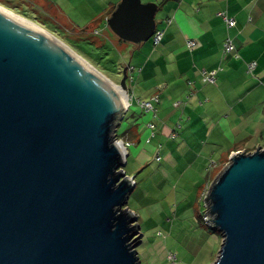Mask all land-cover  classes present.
I'll use <instances>...</instances> for the list:
<instances>
[{
	"label": "water",
	"instance_id": "1",
	"mask_svg": "<svg viewBox=\"0 0 264 264\" xmlns=\"http://www.w3.org/2000/svg\"><path fill=\"white\" fill-rule=\"evenodd\" d=\"M157 7L120 0L106 23L138 44ZM44 31L0 8V264H142L140 224L124 206L135 179L116 137L127 104ZM128 67L111 81L127 102ZM205 201L222 237L210 264H264V146L231 153Z\"/></svg>",
	"mask_w": 264,
	"mask_h": 264
},
{
	"label": "crops",
	"instance_id": "2",
	"mask_svg": "<svg viewBox=\"0 0 264 264\" xmlns=\"http://www.w3.org/2000/svg\"><path fill=\"white\" fill-rule=\"evenodd\" d=\"M119 1L8 0V5L1 1L0 5L28 19L21 10L25 6L31 15L40 14L62 27L91 33L109 28L106 19ZM142 1L157 3L156 29L162 36L157 44L151 38L138 44L121 42L127 54L123 65L129 64V101L119 134L128 142V155L134 153V168L129 173L135 179L131 194L148 205L171 173L186 176L195 182V188L196 176L203 168L205 171L211 164L212 170L235 151L264 146V0ZM219 12L233 17L234 24L228 26ZM227 38L234 44L233 51H224ZM189 39L196 41L192 48L187 45ZM251 61L255 66L249 72L247 63ZM211 70H216L215 80H203L204 72ZM154 94L160 101L150 113L142 109L138 99L147 100ZM144 115H148L145 121ZM153 160L164 177L157 182L145 180L148 186H144L146 182L139 184V172L149 169ZM129 207L136 212L141 228L144 213ZM195 219L193 222L207 229L209 238L219 245L220 232L203 226L199 212ZM141 241L143 244V236ZM157 242L163 245L164 253L157 252ZM157 242L143 248L146 254L140 258L150 264L168 259L164 242Z\"/></svg>",
	"mask_w": 264,
	"mask_h": 264
},
{
	"label": "rangeland",
	"instance_id": "3",
	"mask_svg": "<svg viewBox=\"0 0 264 264\" xmlns=\"http://www.w3.org/2000/svg\"><path fill=\"white\" fill-rule=\"evenodd\" d=\"M0 1L3 2L4 0ZM3 3L8 5V0H5ZM0 6L16 13L10 8L3 5ZM21 10L26 11L27 18L31 22L48 32L52 37L61 42V44L74 51L75 54L103 74L106 79L117 84L119 83L122 76L121 67L127 55L123 44H131L130 42L119 40V37L110 28L91 33H88V31L72 30L68 27H62L59 22H56L50 17L40 14L31 15L25 6H22ZM146 118H148V115H144V121ZM119 130H123V126L121 128L119 125L117 126L116 137L125 142L127 150L128 142L124 140L125 138L120 137ZM133 162L134 153L131 152L127 156L124 165L126 174H129L134 168ZM227 162L228 159L217 163L212 170H209L211 164L205 171L203 168L201 173L196 176L195 188L193 187L195 182H191V179V181H188L186 176L180 178L177 177V173H171L170 176L165 177L163 188L159 187L154 191L156 194L153 195V201L151 199L148 200L151 204L147 205V202L139 199L141 197L134 195L135 193L131 194L124 206L129 207L132 205L137 211L140 209L146 218L141 222L142 225L139 228V231L143 233L140 235V239L143 236V244L140 241L137 246L139 256L146 254L142 250L143 248H147L152 243L162 240L165 248L169 251L166 253L168 259H164L163 261L158 260L157 264H173L172 261H175L174 264H210L215 260L221 242L218 245L213 239L209 238L208 230L200 227L195 222V217L196 213L199 212V218L203 226L211 227L204 216L206 209L204 207L206 202L205 197L211 181ZM157 167L158 163L153 160L149 169L147 167L142 172H139L137 182L140 184L146 182L145 180L147 179L153 182L161 180L164 176L158 171ZM141 178L145 179L139 182ZM183 184H186V188ZM199 185L201 186L197 192V186ZM144 186H148L147 182ZM150 187L146 188L150 189ZM183 206L187 207L183 208ZM134 213L136 214V212ZM193 220L195 221L193 222ZM155 248L158 253H164V247L159 242L155 244ZM140 259L142 260V264H150L147 259L143 257Z\"/></svg>",
	"mask_w": 264,
	"mask_h": 264
},
{
	"label": "built area",
	"instance_id": "4",
	"mask_svg": "<svg viewBox=\"0 0 264 264\" xmlns=\"http://www.w3.org/2000/svg\"><path fill=\"white\" fill-rule=\"evenodd\" d=\"M220 15H222V17L225 19V22L227 23L228 26H231L234 24V18L231 16H228L227 14H225L224 12H219ZM162 36V32L159 29H155V31L153 32L151 39L153 41L154 44H157ZM187 45L192 48L196 45V41L194 39H189L187 40ZM234 50V44L232 43V41L230 40V38H227L224 42V51L229 52V51H233ZM255 66V62L251 61L247 63V70L250 72ZM215 73L216 70H211V71H207L204 72V79L205 81H214L215 80ZM160 101V97L158 94H154L151 98L147 99V100H139L138 99V104L142 107L143 110L148 111L150 113H154L156 110V105L159 103ZM128 104V102H127ZM175 104H177V102H175ZM148 125L150 127H153V123L149 122ZM157 158H159V156H157ZM205 207V205H204ZM204 216H205V220H207L210 225L212 226L209 218H208V214L206 212H204ZM172 258H174L172 256Z\"/></svg>",
	"mask_w": 264,
	"mask_h": 264
},
{
	"label": "bare ground",
	"instance_id": "5",
	"mask_svg": "<svg viewBox=\"0 0 264 264\" xmlns=\"http://www.w3.org/2000/svg\"><path fill=\"white\" fill-rule=\"evenodd\" d=\"M0 8H2V7H0ZM2 9H4V10H6V11H8V12H10L11 14H13V15H15V16H17L18 18H20L21 20H23V21H25V22H27V23H29V24H31V25H33V26H35V27H37V28H39V29H41V30H43L42 28H40L38 25H36L35 23H33V22H31V21H29V20H27V19H25L24 17H22V16H19L18 14H15V13H13V12H11V11H9V10H7V9H5V8H2ZM44 31V30H43ZM45 32V31H44ZM63 45V44H62ZM65 46V45H64ZM66 47V46H65ZM67 49H69L68 47H66ZM72 53H74V51H72L71 49H69ZM75 54V53H74ZM78 58H80L83 62H85L88 66H90L92 69H94L96 72H98L101 76H103V74H101L99 71H97L95 68H93L87 61H85L83 58H81L80 56H78L77 54H75ZM104 77V76H103ZM105 78V77H104ZM106 79V78H105ZM108 82H110L112 85H113V87L114 88H116L117 89V91L120 93V95H121V97H122V99H123V101H124V104L126 105V103H127V96H126V94L123 92V90L121 89V87L120 86H118V85H116L115 83H112L110 80H108V79H106Z\"/></svg>",
	"mask_w": 264,
	"mask_h": 264
},
{
	"label": "trees",
	"instance_id": "6",
	"mask_svg": "<svg viewBox=\"0 0 264 264\" xmlns=\"http://www.w3.org/2000/svg\"><path fill=\"white\" fill-rule=\"evenodd\" d=\"M119 40L123 41L122 39L119 38ZM212 227V226H211ZM213 228V227H212Z\"/></svg>",
	"mask_w": 264,
	"mask_h": 264
}]
</instances>
